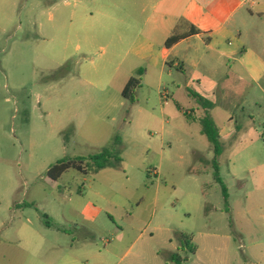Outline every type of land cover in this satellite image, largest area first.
<instances>
[{
    "label": "rangeland",
    "instance_id": "374dc122",
    "mask_svg": "<svg viewBox=\"0 0 264 264\" xmlns=\"http://www.w3.org/2000/svg\"><path fill=\"white\" fill-rule=\"evenodd\" d=\"M132 1L0 0V29L6 30H0V72L6 75L0 77V220L5 216L9 225L0 234V264H48V253L57 251L53 242L62 244L53 229L36 235L30 247L8 240L25 217L36 231L47 223L58 228L71 213L69 198L78 200L72 209L80 201L100 209L95 224H86L93 234L83 235L84 259L120 247L111 231L133 214L142 218L136 226L145 230L143 241L159 255L147 264H176L170 259L175 252L183 264H264V140L253 151L237 150L235 141L224 148L219 140L226 206L207 163L213 147L197 122L205 110L197 118L199 104L188 105L166 77L170 93L146 88L137 73L145 67L118 40L128 35V43L136 35L139 12ZM65 2L67 16L49 22L55 15L50 6ZM131 77L140 80L133 101L122 96ZM176 102L185 111L193 107L197 121H188ZM258 121L264 133V117ZM115 136L118 161L97 172L69 168L49 177L58 161L98 153ZM252 152L262 156L256 164L249 162Z\"/></svg>",
    "mask_w": 264,
    "mask_h": 264
},
{
    "label": "crops",
    "instance_id": "0c3cea01",
    "mask_svg": "<svg viewBox=\"0 0 264 264\" xmlns=\"http://www.w3.org/2000/svg\"><path fill=\"white\" fill-rule=\"evenodd\" d=\"M132 4L139 12L136 35L128 43V35L119 34L118 40L125 42L126 53L138 59L140 67H145L144 71L137 70L138 74L142 73L141 82L146 88L169 92L164 86L166 77L167 84L170 82L172 88L184 95L188 105L193 101L189 91L198 94L212 104L208 114L218 129L223 147L235 141L237 150L253 151L264 140V133L257 129L258 120L264 117V0H133ZM53 6L50 8H54L55 15L48 18L49 22L58 14L67 16L62 12L67 7L66 2ZM68 16L72 23L74 12L69 10ZM65 20L63 17L61 28L65 27ZM0 30L6 31L4 27ZM171 36L179 40L167 47L165 43ZM2 76L6 77L1 71ZM176 104L184 110L180 103ZM199 106L196 107L197 118L203 112ZM186 111L192 115L194 108ZM237 113L240 118L236 117ZM223 151L221 147L218 163ZM191 152L195 157L200 153L197 148ZM256 155L250 153L249 162L256 164L257 158L262 157ZM213 158L215 155L207 162L210 166ZM232 175L237 176L235 172ZM156 196L157 191L154 199ZM68 201L71 213L62 217L58 228L47 223L36 231L34 222L23 216L19 230L17 228V233L14 231L8 241L17 245L23 241L30 247L36 235H46L53 229L62 244L53 242L57 251L48 253V264H147L148 259L159 257L158 252L143 241L145 230L140 231L136 226L142 218L129 214L124 226L116 225L110 234L120 247H108L91 253V260L84 259L83 235L93 234L86 224H95L100 209L81 201L79 209H72L78 200L69 198ZM6 210L7 213L11 210L8 204ZM4 217L0 220V234L9 228Z\"/></svg>",
    "mask_w": 264,
    "mask_h": 264
},
{
    "label": "trees",
    "instance_id": "16d2710c",
    "mask_svg": "<svg viewBox=\"0 0 264 264\" xmlns=\"http://www.w3.org/2000/svg\"><path fill=\"white\" fill-rule=\"evenodd\" d=\"M179 40L177 36H171L167 39L165 46L170 47L175 42ZM140 86V80L138 78L131 77L125 84L122 90V96L125 99L133 101V96L135 90ZM189 97H191L195 102H197L205 110V114L201 119H193L191 115L184 111L179 105L178 109L183 112V115L188 121H197L201 128L202 134L206 137L207 141L212 145L215 158L212 160V166L214 169L213 177L216 182L220 183L222 189V195L224 204L228 205V192L227 188L223 184L221 178L219 177V163L218 156L221 154V147L219 143L218 129L214 122L211 120L208 110L212 107V104L193 91H189ZM120 146V138L115 136L111 143L108 146L103 147L98 153L89 155L87 157H78L72 160H61L56 164L52 165L48 170V175L51 179L55 180L61 176L69 168H74L84 174L93 167L92 171H100L109 166V162L114 159L118 161V154ZM170 259L176 264H183V258L179 255L178 252L172 253Z\"/></svg>",
    "mask_w": 264,
    "mask_h": 264
}]
</instances>
